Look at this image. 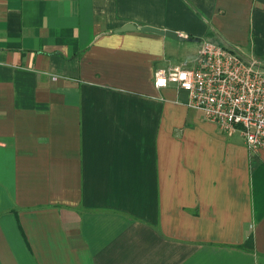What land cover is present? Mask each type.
Here are the masks:
<instances>
[{"label":"crops","instance_id":"obj_1","mask_svg":"<svg viewBox=\"0 0 264 264\" xmlns=\"http://www.w3.org/2000/svg\"><path fill=\"white\" fill-rule=\"evenodd\" d=\"M205 39L264 0H0V264H264V149L155 85Z\"/></svg>","mask_w":264,"mask_h":264},{"label":"built area","instance_id":"obj_2","mask_svg":"<svg viewBox=\"0 0 264 264\" xmlns=\"http://www.w3.org/2000/svg\"><path fill=\"white\" fill-rule=\"evenodd\" d=\"M177 85L189 107L224 133L239 134L251 153L264 149V60L248 57L240 45L203 40L196 66L155 73L157 88Z\"/></svg>","mask_w":264,"mask_h":264},{"label":"water","instance_id":"obj_3","mask_svg":"<svg viewBox=\"0 0 264 264\" xmlns=\"http://www.w3.org/2000/svg\"><path fill=\"white\" fill-rule=\"evenodd\" d=\"M134 27L129 25L124 27L123 29L119 30V32H124V31H129L131 29H133ZM141 31L143 32H152L161 36H167L173 39H177L179 41H188V42H197V40L192 39V38H186V37H182L179 34L175 33V32H171V31H165V30H161L155 27H150V26H144L140 28Z\"/></svg>","mask_w":264,"mask_h":264}]
</instances>
